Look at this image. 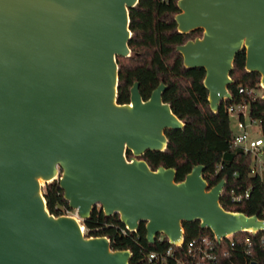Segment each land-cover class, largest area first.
<instances>
[{
	"label": "water",
	"instance_id": "water-1",
	"mask_svg": "<svg viewBox=\"0 0 264 264\" xmlns=\"http://www.w3.org/2000/svg\"><path fill=\"white\" fill-rule=\"evenodd\" d=\"M138 0H0V264H128L129 249L87 237L81 220L99 206L146 240L183 241L199 221L216 240L264 230L255 214L225 210L223 179L209 187L204 166L176 170L139 158L162 151L166 130L184 123L163 102L160 82L143 100L138 82L116 103L117 57L129 56V9ZM183 67L203 68L207 101L230 99L235 55L264 88V0H177ZM264 99V95H263ZM126 150L132 156L126 158ZM57 180L78 218L49 214L41 184ZM255 264V263H251Z\"/></svg>",
	"mask_w": 264,
	"mask_h": 264
},
{
	"label": "trees",
	"instance_id": "trees-1",
	"mask_svg": "<svg viewBox=\"0 0 264 264\" xmlns=\"http://www.w3.org/2000/svg\"><path fill=\"white\" fill-rule=\"evenodd\" d=\"M176 1L138 0L129 9L130 52L127 57L116 58V103L129 101L134 82H138L143 100L162 82L166 88L161 99L170 104L184 126L180 130L165 131L167 145L162 151H148L139 158L145 160L151 170L157 166L173 167L175 181H181L193 165L204 166L202 177L209 187L221 179L225 181L220 192V204L225 210L248 216L255 214L264 220V165L259 171L252 172V155L233 146L234 133L226 111L229 105L246 103L247 116L258 121L264 141V94L258 92L260 75L256 71H246L245 52L243 49L238 51L230 72V99L222 100L218 109L212 111L207 101V89L202 84L205 70L183 67L182 56L175 49L201 34L200 28L184 33L177 31L174 15L179 9ZM262 148L264 153V144ZM125 152L129 159L131 152ZM42 193L52 216H59L64 209L70 210L56 180L44 183ZM80 223L87 237L104 236L112 249H129L128 264H264V230L237 232L217 241L210 229L200 228L199 221L195 220L182 224L183 243L176 246L170 245L163 234L148 243L143 221L135 231H130L121 223L118 214L105 216L99 206H94L88 218ZM205 237L210 242L206 247L210 257L202 260L199 252L189 254L188 243L193 242L198 247L200 239ZM169 248L172 255L166 254ZM150 252L156 257L148 260Z\"/></svg>",
	"mask_w": 264,
	"mask_h": 264
},
{
	"label": "built area",
	"instance_id": "built-area-1",
	"mask_svg": "<svg viewBox=\"0 0 264 264\" xmlns=\"http://www.w3.org/2000/svg\"><path fill=\"white\" fill-rule=\"evenodd\" d=\"M260 87H262L261 84H260ZM239 91L242 92L243 88L240 87ZM226 111H227L228 116L230 118L232 117V118H235V120H236L235 125H236L237 130L233 132L234 133V137H233V141H232L233 146L234 147L237 146V147L241 148L245 154L252 155L256 159V161L259 163L260 159L257 158V154L262 151L264 141H263L262 137H257V138L250 137L249 132H247L248 128H250L253 125H256L258 127V121L251 119V118H249V116H247L248 105L246 103L229 105V106H227ZM254 170H256L255 164L252 165V172ZM237 198H239V197H237ZM60 215H67V216H71L74 218H78L77 212L75 210H72V209H70V210L64 209L63 213H61ZM122 232H124V230H122ZM226 237H229V236H226ZM214 238H215V236H214ZM182 243H183V241H182ZM182 243H180L179 245H176V246H180V245H182ZM209 243L210 242L206 237L200 239V241L198 242V245H197L198 247H195L193 242H189L187 245L188 246V253L193 254L194 252H196V253L199 252L201 254L202 260L209 258L210 254L206 250L207 244H209ZM166 254L172 255L171 248H169L166 251ZM155 257L156 256L153 252H150L147 255L148 260L154 259ZM182 264H187V263L182 262Z\"/></svg>",
	"mask_w": 264,
	"mask_h": 264
},
{
	"label": "rangeland",
	"instance_id": "rangeland-1",
	"mask_svg": "<svg viewBox=\"0 0 264 264\" xmlns=\"http://www.w3.org/2000/svg\"><path fill=\"white\" fill-rule=\"evenodd\" d=\"M258 92L260 93V94H264V88L263 87H260V89L258 90ZM235 123H236V120H235V118H230V127H231V129L233 130V131H236L237 129H236V125H235ZM247 132H249V135H250V137H257V136H259V134H258V127L256 126V125H253V126H251L248 130H247ZM260 158V166H262V165H264V153L263 154H261V156L259 157ZM257 164V163H256ZM257 165H259V164H257ZM256 170H257V167H256ZM258 170H260V168H258ZM43 185H44V183L43 184H41V186H42V189H43Z\"/></svg>",
	"mask_w": 264,
	"mask_h": 264
},
{
	"label": "crops",
	"instance_id": "crops-1",
	"mask_svg": "<svg viewBox=\"0 0 264 264\" xmlns=\"http://www.w3.org/2000/svg\"><path fill=\"white\" fill-rule=\"evenodd\" d=\"M249 129V128H248ZM233 131V130H232ZM234 132V131H233ZM258 134H259V136H257V137H261V135H260V132H259V128H258ZM257 137H254V138H257ZM261 154H263V151H261L260 153H258L257 154V158H259L260 156H261ZM253 157V156H252ZM260 159V158H259ZM259 164L257 161H256V159L253 157V162L251 163L252 165L253 164H255V168L257 167V171H259L258 170V168H262L261 166H260V164L259 165H257V164Z\"/></svg>",
	"mask_w": 264,
	"mask_h": 264
}]
</instances>
